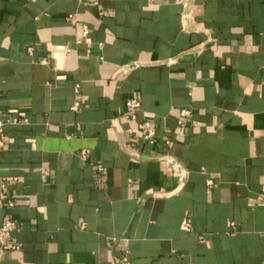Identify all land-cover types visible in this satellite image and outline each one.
Instances as JSON below:
<instances>
[{
    "label": "crops",
    "instance_id": "crops-1",
    "mask_svg": "<svg viewBox=\"0 0 264 264\" xmlns=\"http://www.w3.org/2000/svg\"><path fill=\"white\" fill-rule=\"evenodd\" d=\"M0 113V264H264V0H0Z\"/></svg>",
    "mask_w": 264,
    "mask_h": 264
},
{
    "label": "built area",
    "instance_id": "built-area-1",
    "mask_svg": "<svg viewBox=\"0 0 264 264\" xmlns=\"http://www.w3.org/2000/svg\"><path fill=\"white\" fill-rule=\"evenodd\" d=\"M97 3V1H95ZM102 14L103 12L100 11ZM83 38L90 42L92 40V37L89 35V30L87 25L84 26V32H83ZM80 105L79 101H76L73 104L74 109H78ZM126 105L130 109V113L133 117H136V109L140 106V100L137 98H130L127 100ZM184 114L189 113L188 109H183L182 111ZM25 119H22L18 116H2L0 113V149L4 148L7 141V135H6V125L8 123H16L24 121ZM138 128L142 131L143 136L149 141L154 142L156 140L157 136V130L156 126L152 123L150 120H141L138 122ZM127 131L132 132V128L128 127ZM166 143H171V139L167 138ZM83 155H85V151L83 152ZM166 164L168 165L169 169L173 171V173L177 176H182V171L175 169V167L172 164V161L169 158L165 159ZM98 168H102V165H98ZM44 173L48 174L49 170L45 169ZM0 203L4 204L6 203L9 206H13L15 204V200L9 195V186L6 181L1 180L0 181ZM17 226V222L12 217H7L4 219L2 224L0 225V257H2L4 254H6L7 251L12 249H19L22 245V243L15 237L14 230ZM183 227L189 228L190 223L187 219H184L183 221Z\"/></svg>",
    "mask_w": 264,
    "mask_h": 264
}]
</instances>
